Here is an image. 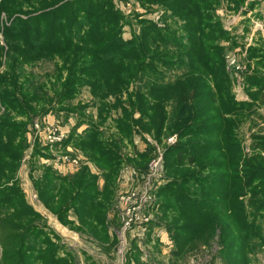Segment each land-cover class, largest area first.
<instances>
[{
  "label": "trees",
  "instance_id": "obj_1",
  "mask_svg": "<svg viewBox=\"0 0 264 264\" xmlns=\"http://www.w3.org/2000/svg\"><path fill=\"white\" fill-rule=\"evenodd\" d=\"M140 1L144 6L167 8L165 13L169 11L171 15L164 14L160 18L162 23L137 19L141 33L129 39L123 37L124 15L114 7L112 0H61L23 16L17 14L19 16L14 17L5 29L10 48L20 52H14L20 63L42 59L43 53L66 52L74 53V63L89 66L77 72L68 66L67 82L62 84L57 77L58 83L53 86L56 92L52 97L49 91L44 92V88L36 86L33 81L19 83L16 76L1 80L4 89L0 88V111L3 112L0 114V226L1 222L7 223H3L4 229L1 228L2 244L6 249L3 264H70L68 257H58L60 246L50 238L48 225L37 221L43 217L25 201L22 188L12 182L13 178H8V174L14 176L25 148L23 135L27 119L62 110L79 116L78 111L84 109L73 111L69 108L76 92L71 87L77 80L76 75L87 77L85 83L89 91L104 105L100 116L105 115L107 119L114 109L104 99L113 94L118 98L121 90L112 89V84L118 87V82L126 85L132 81L144 82L155 92L171 89L178 92L177 103L182 108L172 118L178 141L168 146L165 153L166 169L172 174L166 172L164 184L157 191L159 207L165 214L171 210L174 213V225L165 227L174 235L175 258L199 248L198 242H205L216 245L217 253L211 264L216 258H220L223 264H251L249 256L256 242L260 241L264 247V161L259 160L264 158V142H257L261 138H252L250 153L246 154L234 130L235 122L238 123L247 110L258 106L259 100L264 99V77L253 73L245 78L249 102L238 100L230 91L231 77L224 54L227 47L221 43L229 38V34L216 13L222 0ZM242 1L229 0L237 7ZM179 22L183 25L178 26ZM148 40L155 44V51L172 48L177 52L169 51L166 56L161 53L148 55ZM263 50H249L247 60L264 57ZM78 52L87 56H78L75 54ZM15 55L11 57L13 66ZM185 56L193 58L192 63L187 64L188 72L194 75L192 86L181 82L178 77L170 79L164 71L183 69ZM263 62L255 63V68H260L257 65ZM196 65L210 76L211 92L205 91L210 86L203 79L201 82L197 80ZM203 78L209 81L207 76ZM139 89L142 95L146 87L140 85ZM209 99L215 107L209 104ZM145 101L143 97L138 101L117 99L114 103L117 109L123 102H128L123 115L121 111L118 113L120 120L116 124L120 135L128 142L133 143L134 138L131 125L136 122L134 111L139 110L141 118L137 121L140 123L142 116H147L149 106L144 105ZM56 103L59 108L55 109L53 104ZM65 103L68 107L61 108ZM149 105L157 108V113L149 119V129L160 131L162 126L158 124L167 119V115L160 105ZM80 123L76 122L68 141H74L76 147L82 146L98 164L101 176L84 168L75 175L61 177L49 169L42 179H38L37 187L43 200L51 197L58 203L56 211H60H55L58 219L67 218L73 209L81 223L83 221L92 230L98 227L110 240L105 219L115 200L118 172L127 163H124L120 144L115 140L120 138L106 140L101 126L94 123H90L83 134L77 135L75 129ZM11 137H20V140H11ZM47 176L62 181V185L53 183ZM100 177L104 179L102 188L99 186ZM84 216H87V222L83 220ZM223 218H227L235 229L226 228V219Z\"/></svg>",
  "mask_w": 264,
  "mask_h": 264
},
{
  "label": "rangeland",
  "instance_id": "obj_2",
  "mask_svg": "<svg viewBox=\"0 0 264 264\" xmlns=\"http://www.w3.org/2000/svg\"><path fill=\"white\" fill-rule=\"evenodd\" d=\"M59 1L61 0H0L1 89H4L1 81L5 79L4 77L8 78L10 76H16V82L18 81L20 83L21 81H33L36 86L44 88V92L49 91L50 96L52 97L56 92V90L53 91V86L58 83L57 77H59V80L62 82V84L67 82L65 79L68 76V66H71L76 72L86 66H89L88 64H82V62H79L78 64L74 63V53L66 52H55L49 54L43 53L44 58H40L34 62L23 61L22 64L20 63V58H18L14 53L16 50H14V48H10V45L5 38V29L11 25L14 17L19 16L17 14L23 16V14H26L27 12L42 9ZM112 1L114 7L119 9L124 15L123 21H125L126 24L124 23L122 28L123 37L125 39L132 38L134 35L138 36L141 33V25L137 23V19H139V21L147 19L149 21L162 23V19L160 18L164 14L165 16L171 15V12L169 11L165 13L167 8L157 5L149 6L148 4L144 6L140 0ZM222 1V5L219 6V11L216 13L222 20L223 27L229 34L230 38L224 39L221 42L222 45L227 47V50H224V54L226 56L225 60L227 64V70L229 71L231 77L232 88H230V91L236 95L238 100L249 102L250 98L247 91L245 90V78L253 76V73H256V75L260 76V78L264 77V65H262L264 64V60H262L264 57H259V59H256L255 61L251 60V62L247 60L248 55H250V53H248L249 50L255 48L264 49V0H243L242 2H238L239 7L233 4L234 2H229V0ZM2 6H5V8H1ZM145 7H148V9ZM38 12H35V14H38ZM182 23L179 22L178 26H181ZM146 42V50L148 55H156V53H161L162 55L166 56V53L169 51L177 52L176 49L173 50L172 48H164L162 50L155 51V44L150 40ZM16 53L20 54L18 51H16ZM75 54H78V56L82 57L87 56L86 53L78 52ZM13 55L16 56V63L14 66L12 65L11 59ZM262 56H264V54ZM174 60H176V58H174ZM88 61H90L89 58ZM192 61V57L188 58V56H185L182 64L183 69H171L164 71L170 77V79L174 80V77H178V80H181V82H185L186 85L192 86V78L194 75L188 72L189 68L187 67V64L192 63ZM248 62H250L251 65L252 63L255 64L257 62L263 63H259L257 65H260V68H255L253 66L246 67ZM90 65L93 64L90 63ZM238 65L241 69H237ZM195 69V71H197L195 74L197 80L201 82V79H203L210 86L209 90L205 89V91L207 93H209V91L211 92L213 88L210 76L206 75L205 71L202 70V68L198 65H196ZM203 76H207L209 81L203 78ZM75 77L77 80L73 81L75 84H72L71 87L76 90V92L74 93L75 96L70 103L72 104L70 105L72 107L69 106V108H72L73 111H76L77 109H84L82 111H78L79 116L77 115L76 117L73 116V113H70L71 115H69V113H66L67 111L62 110V112L59 114H55L54 111H50L46 114L40 113L32 118L27 119V128L23 135L25 139V148L22 152L20 161L16 164L17 170L14 176H12L10 173L8 174V178H13L12 182H17L22 189L29 187L30 192L32 190V193L28 191L25 195V201L30 206H32L34 210L39 212L41 218L43 217V221L40 218L37 221L40 223L44 222L50 226L48 227L51 231L49 236L57 245H59V243H67L69 245L67 247H72L74 250H68V252L72 253L73 255L76 254L79 259L78 261L81 264H211V260L217 253L216 245L214 243L212 245H208L205 242H198L200 245L199 248L191 251L188 250L175 260L174 248L171 251H169V249H163L164 243L169 242L174 244L173 232L167 231L168 236L165 237L163 236L164 232L162 234L161 232L160 234H157L156 231L159 230L158 227L162 225H174V213H172L171 210L169 212L167 211V214H165L161 207L158 206V204H160V199L158 198L157 194L159 186L154 190L155 193L151 192V195H153L152 199L157 197L155 201V207L152 205L150 208V212L153 215L151 222L155 221L156 225H154V223H149L150 225L148 224L146 226L147 229L144 236L145 240L143 239L141 241L143 246L146 247L147 251L135 250V247L138 245L137 240L133 236H130L131 233L129 230L124 229V211L126 209V204L124 201H122V196L128 195L129 193H135V195H138L144 191L145 182L143 177L145 173L150 171L149 165L151 160L153 158H157L159 153L158 148H160L164 154L163 166H161V169H163L161 185L164 184L166 172L169 173L166 169L165 153L167 152L168 146L174 145L178 141V136L174 134V125H172L173 116L177 112H181L182 108V106L177 103L178 92L174 89L155 92L148 86L144 85V82L139 83L132 81L128 85L118 82L120 83L118 87L115 84H112V89L121 90L118 92V94H120L118 98L116 94H113L109 96L107 95V97H105L106 100L104 99V101H106L108 105H112V108L114 109V111L111 112V116L107 119L104 118L105 115L100 116L101 107H104V105H101V103L98 102V97L89 91V86L85 83L87 77H84L83 75H76ZM140 85L146 87L142 95L139 93ZM97 86L100 87V84ZM45 88H48L49 90ZM98 92L101 93L100 90ZM98 92H96V94L100 95ZM143 97L146 99L144 105L147 107L149 106V108L146 109L147 116H142V123H140L137 121L141 118L140 112L139 110L134 111L133 119L136 120V122L131 123L133 126L132 128L134 138L133 143L128 142L122 135H120L119 130L116 128V124L120 120L118 119V113L121 111L123 115L125 107L128 106V102H123L122 107L117 106V109H115L114 103L117 99H132V101H138L140 98L143 99ZM261 101H264V99L259 100L260 103L258 106H254L253 108L247 110L243 118L240 119L238 123L235 122L236 127L234 130L238 134L239 139L242 141L246 154L250 153L251 144L254 142L252 138H261L257 140V142H264V102ZM208 102L212 107H215L210 99ZM149 104L160 105L163 109L162 111H165L167 115V119L165 118L164 121L161 120L158 124V126H162L160 131H157V129L154 128L149 129V119L152 118V115L157 113L156 106H151L150 108ZM53 105L55 106V109L59 108L57 103ZM67 105L68 104L65 103V105H61V108L64 106L67 108ZM2 113L3 112L0 111V114ZM214 113L216 114V111ZM48 115L56 117L54 121H59V124L63 125L68 131L66 140H64L60 145L54 147L50 146L45 141L40 140V138L36 135V130L34 131L35 122L40 121L38 119H41L44 116L48 117ZM77 121L82 122L80 123L79 127L84 126L80 130L82 133L78 132L79 127L78 129H75L78 133L83 134L88 128L89 124L94 123L95 125L101 126L100 128L103 131L106 140L120 138L115 140L118 142V144H120V153L123 156L121 157L123 158L124 163L126 162L129 164L126 165V168L138 167L141 168L139 170H142L140 173V178L142 181L136 179L134 180L133 184H130L131 182L124 180L125 175L122 173L123 170L118 172L115 200L109 209L107 218L105 219L107 226L112 227L115 232H117L114 239L109 240L106 238L104 235L105 233H102L98 227L92 230V227L85 225L83 221L81 223L80 218L76 217L73 209L68 212L67 218H63L62 220L57 219L58 216L55 213L60 211H56L59 206L58 203L52 200L51 197L43 200V198L40 197V190L37 187L39 180H37L38 183L36 181V183L33 185L31 180L28 178L29 174H31V171L29 173V170H31L33 166H38V168H36V174L40 175V179L42 178L41 175L43 174V171L45 172L47 170L48 166L42 164L40 159L41 157L39 158V155H42L45 158H50L51 156L57 158L63 155H69L72 157L74 160H76V162H73V164L63 165L67 167L69 175H75L84 168L88 169L91 174H102L98 164L87 152L84 151L82 146L76 147L73 145V141H68V138L72 134ZM73 123H75V125H73ZM77 132L76 134L80 135ZM175 136H177L176 141L174 144H172L169 139ZM11 140L19 141L20 137L17 139L11 137ZM149 148L151 149L148 151ZM144 152H146V156H141L144 154ZM259 160L264 161V158H260ZM170 174L172 173H169V175ZM4 175H7V173L4 172ZM47 178L53 183H57V185H62V181L60 182L56 178H49L48 176ZM32 180L35 181V178ZM131 180H133V178H131ZM29 195L30 200H28ZM75 207H77V205H75L74 208ZM46 209L50 212V214ZM112 210H114L115 216L112 213ZM147 211H149V209H147ZM0 220L2 221L1 217ZM83 220L87 222V216H84ZM223 220L226 223L224 224L226 228H229L230 230L231 228L235 229L234 225L230 223L227 218H223ZM64 221H68V223L65 224ZM228 222L230 224H227ZM3 223L6 222H1L2 227L0 226V264H3V255L6 250L4 249L1 239L3 235L1 234V228L4 229ZM153 226L157 227L154 228ZM58 227L60 228L62 235L57 233L59 232V230H57ZM128 243L131 249H128ZM151 245L153 247H151ZM149 247L152 249H149ZM60 253L63 255V250L58 252V257L61 255ZM140 254H142L141 257L139 256ZM147 254L149 255L145 256ZM249 258L251 259V264H264V247L261 246L260 241L256 242L254 251L252 252V255L250 254ZM72 262V257H69V263L72 264ZM27 263H29V261H27ZM214 264H223V262L220 258H216Z\"/></svg>",
  "mask_w": 264,
  "mask_h": 264
},
{
  "label": "built area",
  "instance_id": "obj_3",
  "mask_svg": "<svg viewBox=\"0 0 264 264\" xmlns=\"http://www.w3.org/2000/svg\"><path fill=\"white\" fill-rule=\"evenodd\" d=\"M237 69H241L239 65L237 66ZM38 120L40 121L35 122L34 131L36 130V135L40 140L45 141L52 147L60 145L66 140L68 131L63 125L59 124V121H57L58 123L49 122L45 116ZM176 137L177 136L171 137L169 141L174 144ZM158 151L157 158H153L150 162V171L144 174V191L138 195H135V193H129L128 195L122 196V201L126 204V209L124 211V229L129 230V232L134 233V235H141L142 238L143 234L146 232V226L151 223V220L153 219L150 208L152 205L155 207L157 197L152 199L153 195H151V192L155 193L154 190L157 189L158 186H161L162 181L163 169H161V166H163L164 154L160 148H158ZM73 162H76V160L69 155H63L51 159L52 165L57 168L65 164H73ZM147 209H149V211H147Z\"/></svg>",
  "mask_w": 264,
  "mask_h": 264
},
{
  "label": "crops",
  "instance_id": "obj_4",
  "mask_svg": "<svg viewBox=\"0 0 264 264\" xmlns=\"http://www.w3.org/2000/svg\"><path fill=\"white\" fill-rule=\"evenodd\" d=\"M251 62V61H250ZM248 66V63L246 64V67ZM251 66H253V67H255V64H253L252 63V65ZM55 114H59V113H61V112H54ZM74 117H76V116H74ZM47 119L49 120V122H55L54 120L56 119V117H52V115H48V117H47ZM59 120V119H58ZM73 125H75V123H73ZM84 127V126H83ZM82 126L81 127H79V129H78V126H76V128L78 129V132H81L80 130L83 128ZM85 129V128H84ZM83 129V130H84ZM73 132V131H72ZM76 132H77V130H76ZM77 132V133H78ZM82 133V132H81ZM81 133H78V134H81ZM73 144H74V141H73ZM36 155V154H35ZM41 157V158H40ZM52 157V156H51ZM45 158L44 156H42V155H39V158L41 159V162H42V164H44V165H47L48 167H47V170H52V171H54V172H56L59 176H61V177H68V176H70L69 175V172H68V170H67V167L66 166H61V167H55L54 165H52V163H51V159L52 158H54V157H52V158ZM49 164V165H48ZM126 165H129V164H124V165H122V167H121V170L120 171H122V173L125 175V178H124V180H127L128 182H131L130 184H133V182H134V180H136V179H139V181H142V179L140 178V173H141V171L142 170H139L140 168H138V167H136V168H138V169H135V168H132V167H128V168H126ZM50 166H52V167H50ZM36 168H38V166L36 165V167H32L31 168V170H29V173H30V171H31V174H29V176H28V178H29V180H31V182H32V184L34 185V183H36V181L40 178V175L39 174H36ZM53 168V169H52ZM46 170V171H47ZM43 174H44V171H43ZM43 174L41 175V177H43ZM101 176V175H100ZM33 178H35V181H33L32 179ZM131 178H133V180H131ZM42 179V178H41ZM103 185H104V179L102 178V177H100V179H99V186L102 188L103 187ZM23 190V192H24V195H26L27 194V192L29 191L30 192V188L29 187H26V188H24V189H22ZM30 193H32V190H31V192ZM28 200H30V195H29V198H28ZM47 210V209H46ZM48 211V210H47ZM49 212V211H48ZM112 213L114 214V216H115V212H114V210H112ZM45 214V213H44ZM49 214H50V212H49ZM44 216V215H43ZM49 216V215H48ZM50 217V216H49ZM44 218H45V216H44ZM57 219H58V217H57ZM154 223V225H156V222L155 221H153V222H151L150 224H153ZM149 224V225H150ZM48 227H50V226H48ZM154 227V226H153ZM155 227H157V226H155ZM154 227V228H155ZM159 228V230H157L156 232H157V234H160V232H161V234L164 232V234H163V236H165V237H167L168 236V232H167V230H166V227L165 226H160V227H158ZM57 230H59V232H57L58 234H61L62 235V233H61V231H60V228L58 227V229ZM107 232H108V235H109V238L110 239H114L115 238V236H116V233L117 232H115V230L112 228V227H108V229H107ZM115 232V233H114ZM154 232H155V229H154ZM146 233V232H145ZM145 233L143 234V238L141 237V235H138V234H136V235H134V233H131L130 234V236H133L136 240H137V243H138V245H137V247H135V250H138V251H147V249H146V247L145 246H143V244H142V240L144 239V236H145ZM63 235H64V233H63ZM138 240H140V241H138ZM145 240V239H144ZM64 242V241H63ZM144 243V242H143ZM59 246H60V248H59V251L60 250H63V255L61 254L60 256L61 257H68V259H69V257H72V260H73V262H72V264H81L78 260V257L76 256V254L75 255H73L72 253H69L68 252V250H74L72 247H67V246H69L67 243H59ZM134 246H135V244H134ZM173 246V247H172ZM151 247H153L152 245H151ZM151 247H149V249H152ZM160 247H161V245H160ZM130 247H129V243H128V249H129ZM174 248V244L173 243H169V242H167V243H164L163 244V249L165 250V249H169V251H171L172 249ZM131 249V248H130ZM168 251V250H167ZM141 255L142 254H140L139 256L141 257ZM149 254H147V255H145V256H148ZM176 258L174 257V260H175Z\"/></svg>",
  "mask_w": 264,
  "mask_h": 264
}]
</instances>
